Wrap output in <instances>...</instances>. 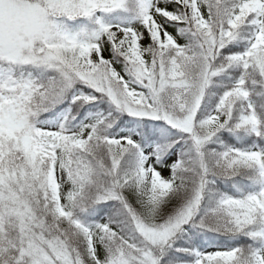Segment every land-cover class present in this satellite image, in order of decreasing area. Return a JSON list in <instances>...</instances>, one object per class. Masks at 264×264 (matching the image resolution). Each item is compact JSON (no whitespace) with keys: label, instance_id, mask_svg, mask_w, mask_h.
<instances>
[{"label":"snow or ice","instance_id":"6c2138e0","mask_svg":"<svg viewBox=\"0 0 264 264\" xmlns=\"http://www.w3.org/2000/svg\"><path fill=\"white\" fill-rule=\"evenodd\" d=\"M0 264H264V0H0Z\"/></svg>","mask_w":264,"mask_h":264}]
</instances>
